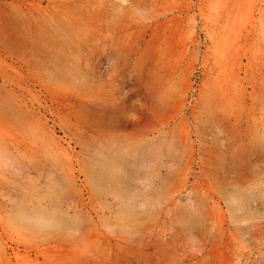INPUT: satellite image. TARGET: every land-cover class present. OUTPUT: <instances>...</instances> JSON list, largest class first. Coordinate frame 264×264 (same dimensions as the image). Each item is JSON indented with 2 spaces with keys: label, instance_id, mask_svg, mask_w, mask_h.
Returning <instances> with one entry per match:
<instances>
[{
  "label": "rangeland",
  "instance_id": "1",
  "mask_svg": "<svg viewBox=\"0 0 264 264\" xmlns=\"http://www.w3.org/2000/svg\"><path fill=\"white\" fill-rule=\"evenodd\" d=\"M183 4L152 115L114 39L151 0H0V264H264V0Z\"/></svg>",
  "mask_w": 264,
  "mask_h": 264
},
{
  "label": "bare ground",
  "instance_id": "2",
  "mask_svg": "<svg viewBox=\"0 0 264 264\" xmlns=\"http://www.w3.org/2000/svg\"><path fill=\"white\" fill-rule=\"evenodd\" d=\"M161 1L163 0H151V7L154 11L153 18L158 15L160 16V9L157 8V5ZM189 8V6L183 4L182 7H179L177 9L176 15L175 13H173V15L169 18H164L161 16L160 20L156 18L154 21H152V18L149 21L145 20L139 23L137 21L129 23L123 20L122 22L118 23L115 28V41L119 45L123 47L125 46L128 53L135 54L137 57V63L141 65L143 69V83L149 92L147 94L149 102V114L155 115L157 111L160 112V106L166 101L165 95L162 93L161 85L169 78L170 68H168L167 63L163 62V58H165L166 56L170 57L176 49V47L172 45V41V43L168 42L169 44L164 48V50H156L158 37H160L161 33L163 32L164 25H167V27H172V30L170 29L169 32L171 35L169 36L168 41H171L173 39V36L179 35L180 37L181 32L178 31V20H180V18L184 14L190 12ZM226 14V23L228 24L234 22V12L229 11ZM130 39L131 43L128 42ZM95 114L96 113L93 111L89 112V115ZM95 118L96 119L94 121L89 123V126L91 127L92 132H94L95 135L107 137L110 139L116 138L118 136H123L128 139L130 138L131 135H129L128 133L126 134L124 131L128 130L126 129V126H116L115 123H112L111 119L108 116H104L101 114H97ZM144 124L145 123H143L142 125Z\"/></svg>",
  "mask_w": 264,
  "mask_h": 264
}]
</instances>
